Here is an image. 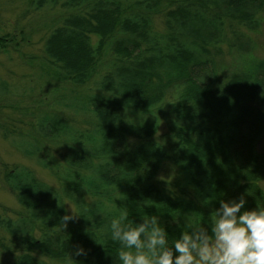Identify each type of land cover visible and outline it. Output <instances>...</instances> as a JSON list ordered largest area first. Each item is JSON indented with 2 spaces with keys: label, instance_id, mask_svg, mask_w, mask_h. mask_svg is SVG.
I'll return each mask as SVG.
<instances>
[{
  "label": "trees",
  "instance_id": "obj_1",
  "mask_svg": "<svg viewBox=\"0 0 264 264\" xmlns=\"http://www.w3.org/2000/svg\"><path fill=\"white\" fill-rule=\"evenodd\" d=\"M64 3L73 12L48 36V63L75 85L102 77L84 102L58 100L66 115L40 116L37 134L16 144L28 156L45 139L70 151L60 168L69 180L55 191L24 167L8 174L27 215L0 216V229L25 244L7 263L119 264V244L106 234L115 208L127 207L129 223L155 217L176 236L187 217L207 220L220 199L243 194L241 211L264 204V58L243 27L260 32L264 0ZM228 22L242 29L227 34ZM6 36L1 46L14 39ZM161 121L168 133L159 138ZM65 200L79 214L66 225ZM78 245L87 257L71 256Z\"/></svg>",
  "mask_w": 264,
  "mask_h": 264
},
{
  "label": "rangeland",
  "instance_id": "obj_2",
  "mask_svg": "<svg viewBox=\"0 0 264 264\" xmlns=\"http://www.w3.org/2000/svg\"><path fill=\"white\" fill-rule=\"evenodd\" d=\"M47 1L0 0V36L7 35L6 39L14 38L12 42L5 41L4 46L0 44V82L7 87L0 95V216L10 223H16L27 215L26 208L8 185L10 172L24 167L31 171L36 179L55 191L63 189L65 182L69 180L68 174L61 170L64 169L61 165L70 151L62 146L61 149L56 146L48 147L51 141L45 139L41 150L33 156H28L16 146L20 144L21 136H26L22 141H27L28 136L37 134L36 128L33 127L31 130V126L40 116L54 114L59 109L58 113L66 115L67 108L61 103L57 104L58 100L79 99L84 102L86 96L96 90L95 82L102 77L98 74L85 85H75L63 79L62 73H59L60 69L48 63L45 55L48 36L73 11L66 7L64 3L66 0H59L58 4L53 3V0ZM256 3L259 4V0H256ZM238 25L232 26L228 22L225 31L227 30V34L229 31L230 34L231 30L233 32L237 29L238 32V29L239 31L242 29L241 24ZM164 27L163 19L157 16L156 30L163 31ZM243 27L250 38L258 43L253 50L254 56L263 59L264 18L260 32H251ZM93 41H96L95 38ZM227 48L226 45L223 52L228 51ZM161 112L159 109L156 111L159 114H162ZM83 116H76L78 121L72 118L71 120L82 126ZM90 127L92 125H88V128ZM167 131L166 123L161 121L159 138L168 133ZM260 185L264 188V179ZM86 201L91 202L92 198L86 197ZM62 205L66 213L72 207L78 214L73 202L65 200ZM76 219L78 215L74 221ZM33 233L38 235L39 231L36 229ZM24 245L20 236L14 238L7 229H0V260L5 264H8L7 260L10 261L7 255H17Z\"/></svg>",
  "mask_w": 264,
  "mask_h": 264
},
{
  "label": "clouds",
  "instance_id": "obj_3",
  "mask_svg": "<svg viewBox=\"0 0 264 264\" xmlns=\"http://www.w3.org/2000/svg\"><path fill=\"white\" fill-rule=\"evenodd\" d=\"M245 203L243 194L220 199L207 220L202 215L198 220L187 217L176 236H170L155 217L129 223L127 207L115 208L106 234L119 244L115 254L119 264H264V204L241 211ZM77 215L70 207L64 224ZM87 254L78 245L71 256Z\"/></svg>",
  "mask_w": 264,
  "mask_h": 264
}]
</instances>
